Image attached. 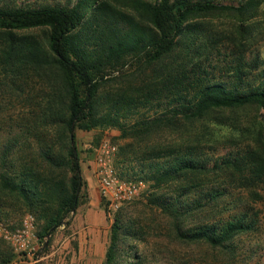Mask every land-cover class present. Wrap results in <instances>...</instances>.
<instances>
[{"label":"trees","instance_id":"1","mask_svg":"<svg viewBox=\"0 0 264 264\" xmlns=\"http://www.w3.org/2000/svg\"><path fill=\"white\" fill-rule=\"evenodd\" d=\"M263 4L78 0L72 7H0V92L13 93L21 104L11 133L0 144V217L34 215L44 242L72 224L87 199L77 130H119L123 140H131L121 147V156L132 173L120 171L121 176L159 189L178 184L180 190L187 183L182 196L215 176L241 187L264 184V163L255 150L221 158L209 168L196 147L183 146L178 138L166 143L160 136L176 135L226 110L264 109V72L251 80L254 70L244 57L222 66L212 65L210 56L201 59L218 43L200 20L236 17L233 36L241 38L235 45L246 51L245 41L254 33L250 24L244 25ZM130 60L133 71L115 92H106L108 70ZM259 141L264 154V140ZM219 188L203 196L215 201L225 194L226 188ZM151 204L177 218L206 214L202 200L185 202L181 196L167 200L153 194ZM210 217L190 231L178 227V238L223 247L253 229L246 215L219 223L207 222ZM131 236L121 215H115L104 264L142 263L132 250L122 259ZM15 258L12 246L0 238V264Z\"/></svg>","mask_w":264,"mask_h":264},{"label":"rangeland","instance_id":"2","mask_svg":"<svg viewBox=\"0 0 264 264\" xmlns=\"http://www.w3.org/2000/svg\"><path fill=\"white\" fill-rule=\"evenodd\" d=\"M78 0H0V7L38 8L46 5H60L72 7ZM152 1V0H148ZM223 4L237 5L241 0H220ZM206 34L209 31L218 43L217 50L206 51L201 59L210 56L211 64L226 65L227 61H234L238 56L244 57L249 63L251 80L264 72V4L256 18L244 25L253 27L254 38L246 42V46L239 50L235 43L240 35L233 36L236 29V17L232 15L202 17ZM40 33V32H38ZM226 36L230 37L227 40ZM230 42L229 40H232ZM224 40V41H223ZM239 50L237 52H234ZM241 52L245 53L240 54ZM232 53V56L229 54ZM209 54V55H208ZM222 54V55H221ZM228 56V57H226ZM133 62L130 60L124 67L110 68L106 75V92H115L123 80L132 72ZM262 79V77H261ZM21 104L13 93L0 92V144L11 133L13 119L17 116ZM210 119L202 120L183 127L176 135L170 132L160 136L165 142L178 138L183 146H194L197 154L209 164V168L221 158L243 156L250 150H255L264 163V154L259 137L264 140L261 129L264 125V109L255 106L239 110H226L214 114ZM221 121V122H220ZM184 133L183 137L180 134ZM121 132L111 128H96L92 131L77 130L78 147L82 160L83 175L87 181L85 194L89 205V235L79 237L74 219L69 227L59 228L52 236L47 237V243L38 239L41 252L40 258L18 254L12 264H104L105 255L110 244L111 229L114 219L107 214L97 175V150L105 140L111 141L118 148L115 167L119 172L131 174L129 163H122L121 147L128 145L131 140H123ZM173 142H175L173 140ZM146 186L140 196L129 206L124 207L120 214L125 221L128 232L132 235L125 239L127 244L122 247L123 260L129 257L132 250L141 258V264H264V184L252 187H241L238 181L232 182L227 177H217L201 186H194L192 193L182 196L184 183L179 185L155 188L152 182L144 180ZM195 185V184H194ZM193 186V185H192ZM220 186V188H219ZM226 188L223 197L209 202L203 193L212 192L213 188ZM165 197L167 200L179 198L185 202L202 200L206 204V214L211 215L206 220L210 223L227 221L239 215H246L253 225V229L238 235L233 241L223 247H214L206 242H189L178 238L177 228L183 231L194 229L204 219L203 214L173 216L165 214L161 209L151 204L152 196ZM78 210V211H79ZM26 216L0 217L10 227H19ZM82 217L79 218L81 222ZM190 231V230H189ZM37 235V232H36ZM38 237V235H37ZM39 238V237H38ZM131 257V256H130ZM132 263V262H131Z\"/></svg>","mask_w":264,"mask_h":264},{"label":"built area","instance_id":"3","mask_svg":"<svg viewBox=\"0 0 264 264\" xmlns=\"http://www.w3.org/2000/svg\"><path fill=\"white\" fill-rule=\"evenodd\" d=\"M117 154V146L109 140L101 143L96 154L100 192L110 219L131 205L146 186L144 180H128L121 176L115 167ZM36 232V218L32 214H27L16 228L0 220V238L8 242L16 253L38 259L40 246Z\"/></svg>","mask_w":264,"mask_h":264},{"label":"crops","instance_id":"4","mask_svg":"<svg viewBox=\"0 0 264 264\" xmlns=\"http://www.w3.org/2000/svg\"><path fill=\"white\" fill-rule=\"evenodd\" d=\"M80 217H82V220L81 222L79 221L78 224L77 221ZM74 225L78 228L76 234H78L79 237H81L83 234L85 236L89 235V205L87 208L83 206L82 209L78 211L76 217L74 218Z\"/></svg>","mask_w":264,"mask_h":264}]
</instances>
